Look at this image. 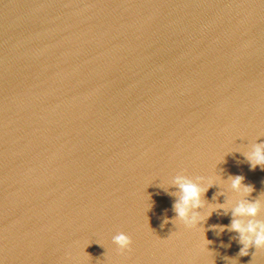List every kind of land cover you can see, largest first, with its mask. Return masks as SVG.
I'll list each match as a JSON object with an SVG mask.
<instances>
[{
  "label": "water",
  "instance_id": "obj_1",
  "mask_svg": "<svg viewBox=\"0 0 264 264\" xmlns=\"http://www.w3.org/2000/svg\"><path fill=\"white\" fill-rule=\"evenodd\" d=\"M262 142L264 0H0V264H264L231 207L174 224L161 187L264 200Z\"/></svg>",
  "mask_w": 264,
  "mask_h": 264
},
{
  "label": "clouds",
  "instance_id": "obj_2",
  "mask_svg": "<svg viewBox=\"0 0 264 264\" xmlns=\"http://www.w3.org/2000/svg\"><path fill=\"white\" fill-rule=\"evenodd\" d=\"M243 155L252 169H255L257 166L264 169V142L253 143ZM222 159L223 157L220 160ZM243 181L244 177L241 175L229 176L226 184L228 194L224 203L212 204L210 205V211L202 214V211H197V209L206 208L202 196L214 183H222L220 177L217 175L215 179H206L202 176L193 178L183 174L174 176L166 186L161 184V187L166 192L169 185L174 186L176 189L175 192L170 193L176 196L173 203L175 216L171 222L174 224L175 222H180L185 227H195L204 221L213 210L224 209L225 213H227L228 208L231 207V223L228 226H220V230L223 231L227 227L228 230L238 234V242L242 245L240 255H247L248 249L251 246H254L256 250L264 248V220L255 219L261 212V209L264 208V200L249 201L243 199V197L253 191V187L244 184ZM217 194L224 195L225 190L222 189ZM234 200L236 202L233 204ZM168 222L169 218L165 217L163 223L166 224ZM161 226L163 227V224ZM112 242L120 251L129 249L132 244L131 237L124 232H118L114 235Z\"/></svg>",
  "mask_w": 264,
  "mask_h": 264
}]
</instances>
